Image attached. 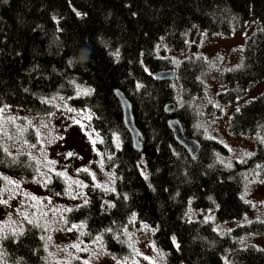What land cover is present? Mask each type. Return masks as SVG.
Instances as JSON below:
<instances>
[{
    "label": "trees",
    "instance_id": "16d2710c",
    "mask_svg": "<svg viewBox=\"0 0 264 264\" xmlns=\"http://www.w3.org/2000/svg\"><path fill=\"white\" fill-rule=\"evenodd\" d=\"M251 19L260 26L246 42L242 65L224 78L239 87L264 80V0H0V109L19 107L44 117L53 110L49 98L58 96L86 111L85 130L98 137L103 167L114 175L113 191L90 190L88 202L66 215L68 224L83 227L84 241L102 237L109 254L123 256L126 246L114 234L135 217V228L153 230L167 264H264L263 249L243 245L247 237L264 234L263 222L225 233L215 225L237 222L250 210L242 197L245 171L258 170L264 177V92L231 116L233 135L261 139L248 159L228 169L217 158L225 154L223 146L194 129L188 103L176 109L175 117L188 137L201 142V150L190 158L174 141L163 107L174 102L175 91L152 73L171 67L155 54L161 39L180 50L193 28L228 34ZM203 65L192 57L179 64L185 101L202 94ZM115 89L132 104L142 153L133 149L123 126ZM236 96L228 92L225 98ZM21 139L34 142L35 134L28 130ZM36 173L31 155L7 154L0 138V181H28ZM60 184L54 179L51 186ZM190 208L214 210V222L190 219ZM39 230L27 224L19 236L6 237L4 260L43 264Z\"/></svg>",
    "mask_w": 264,
    "mask_h": 264
},
{
    "label": "rangeland",
    "instance_id": "374dc122",
    "mask_svg": "<svg viewBox=\"0 0 264 264\" xmlns=\"http://www.w3.org/2000/svg\"><path fill=\"white\" fill-rule=\"evenodd\" d=\"M259 26L251 19L239 22L228 34L193 28L187 33L184 48L174 50L159 43L155 49V54L167 59L169 68L176 71L183 60L191 57L204 63L200 74L202 94L185 101L176 74L171 81L174 103L177 108L188 103L195 116L194 129L201 133V138L223 146L225 154L217 158L228 169L248 159L261 139L260 135H233L230 119L240 106L264 92V80L244 87L230 85L224 80L227 72L242 65L246 42ZM228 92L237 95L236 99H226ZM49 102L53 110L44 117L31 115L19 107L0 109V138L5 152L11 156L28 153L37 164L36 176L28 181L11 177H3L0 181V264H9L3 257V240L19 236L27 224L37 225L44 238L43 264H74L77 261L82 264H167L164 253L153 241V230L149 226L135 228V217L114 234L122 238L126 246L127 253L123 256L109 254L102 237L84 241L83 227L68 224L67 213L86 204L90 190L111 192L115 178L103 167L95 146L98 137L85 130L90 114L69 107L58 96L50 97ZM28 130L34 132V142L21 139ZM139 165L144 174V160ZM243 177L242 197L250 210L237 222L215 224L221 233L254 221L264 223V177L258 170L245 171ZM54 179L61 183L59 189L51 186ZM214 217V210L189 209L190 219L214 222ZM243 245L264 250V234L247 237Z\"/></svg>",
    "mask_w": 264,
    "mask_h": 264
},
{
    "label": "water",
    "instance_id": "95a60500",
    "mask_svg": "<svg viewBox=\"0 0 264 264\" xmlns=\"http://www.w3.org/2000/svg\"><path fill=\"white\" fill-rule=\"evenodd\" d=\"M176 74L177 71L175 68H164L153 71V76L158 81L162 82L173 81L176 77ZM114 93L120 103L123 126L131 138L132 147L136 152L142 153V134L140 129L136 125L132 104L121 90L115 89ZM176 108L177 107L174 102H168L163 107L164 113L169 116V119L167 120V127L173 133L174 141L182 149H184V151H186L190 158H195L199 154L202 144L197 139L188 137L186 135L183 124L177 117H175Z\"/></svg>",
    "mask_w": 264,
    "mask_h": 264
},
{
    "label": "bare ground",
    "instance_id": "6f19581e",
    "mask_svg": "<svg viewBox=\"0 0 264 264\" xmlns=\"http://www.w3.org/2000/svg\"><path fill=\"white\" fill-rule=\"evenodd\" d=\"M159 43H163L164 45H166L167 47H168V45L161 39L158 43H157V45L159 44ZM157 47V46H156ZM156 49V48H155ZM160 70V69H159ZM156 71V70H155ZM153 73V72H152ZM167 104V103H166ZM121 113H122V111H121Z\"/></svg>",
    "mask_w": 264,
    "mask_h": 264
},
{
    "label": "snow or ice",
    "instance_id": "6c2138e0",
    "mask_svg": "<svg viewBox=\"0 0 264 264\" xmlns=\"http://www.w3.org/2000/svg\"><path fill=\"white\" fill-rule=\"evenodd\" d=\"M69 155H71V153H69ZM75 247V246H74Z\"/></svg>",
    "mask_w": 264,
    "mask_h": 264
},
{
    "label": "clouds",
    "instance_id": "9594fccd",
    "mask_svg": "<svg viewBox=\"0 0 264 264\" xmlns=\"http://www.w3.org/2000/svg\"><path fill=\"white\" fill-rule=\"evenodd\" d=\"M177 107V106H176ZM177 109V108H176Z\"/></svg>",
    "mask_w": 264,
    "mask_h": 264
}]
</instances>
